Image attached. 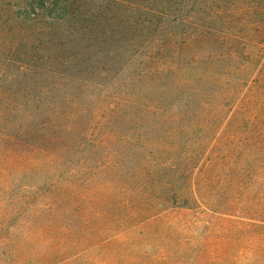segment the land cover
I'll return each mask as SVG.
<instances>
[{"label":"rangeland","instance_id":"obj_1","mask_svg":"<svg viewBox=\"0 0 264 264\" xmlns=\"http://www.w3.org/2000/svg\"><path fill=\"white\" fill-rule=\"evenodd\" d=\"M157 4L161 7L162 2L0 0V108L19 110L0 118V150L4 137L14 135L20 137L27 150L22 157L27 162L25 175L12 177L9 166L0 174V264H73L71 261L76 257L80 259L78 264H137L141 252L155 241L149 233L154 226L179 222L187 227L191 222L190 232H201L197 229L199 222L192 217L194 213L187 211L172 214L156 225L142 224L140 218L124 219L120 212L124 214L130 206L122 205L118 210L110 200L112 194L109 197L102 194L104 184L94 177L96 174H109L116 186L129 185L133 175H137L134 181H138L144 171L150 170L152 160L148 156H154V162L164 163L167 169L175 162V168H170L175 172L192 156L201 158L202 163L209 159L217 167L206 166L208 174L204 178L202 171L195 169L194 185L214 190L212 195L216 191L241 192V198L250 200L245 203L248 211L258 210L255 205L264 208V68L258 81L251 84L259 62L244 77L248 84L240 94L229 83L219 88L221 93L231 96L227 99V109L232 107L229 118L237 115L233 117L234 124L220 127L221 142L210 151L205 152L204 146L217 127L209 128L205 122L182 120L178 126L180 138L176 141L177 133L164 139L152 122L132 120L136 107L121 116V109L131 106L134 100L137 72L151 70L153 62L149 57L155 50L150 47L149 32L153 29L144 24L150 21L149 13ZM210 7L224 15L255 14V18L249 17L251 25L247 30L251 36L264 38V0H213ZM168 9L173 10L171 6ZM166 24L162 20V25ZM238 28L237 22L217 23L221 31L234 32ZM186 30L187 26H174L167 34L173 35V43L179 45ZM160 39H165L164 34ZM207 50L204 45L203 54ZM171 55L168 51L163 57ZM241 62L235 59L238 66H244ZM121 104L124 106L120 107ZM244 107L249 117L239 115V109ZM138 131L149 133L137 135ZM237 134L249 139L253 149L241 148L245 158L238 167L225 166L231 148L226 152L224 142L238 137ZM31 143L34 148L28 147ZM199 145L203 146L200 152ZM149 147L154 148L151 154H147ZM256 153L260 155L257 164L246 159L247 156L255 159ZM57 164L63 170H55ZM165 173L163 169L159 183H165L167 176H175L164 177ZM5 181L9 182L4 184ZM50 182L53 185L44 197L61 189L66 194L62 201L66 203L49 199L45 204L50 208L33 215L27 213L25 204L19 210L18 198H13L11 204L9 197L17 194V189L34 190L43 185L45 192L44 186ZM238 182L243 186L239 187ZM70 187L96 191L86 196L72 193ZM77 196L79 211L73 214V208L77 207L68 203ZM85 209L91 212L81 217ZM132 212L134 207L129 208L127 217ZM234 215L233 220L245 216ZM201 216L200 220L210 221L211 217ZM134 224L136 231L131 228ZM211 231L229 232V229L223 224ZM106 237L110 239L105 240Z\"/></svg>","mask_w":264,"mask_h":264},{"label":"trees","instance_id":"obj_2","mask_svg":"<svg viewBox=\"0 0 264 264\" xmlns=\"http://www.w3.org/2000/svg\"><path fill=\"white\" fill-rule=\"evenodd\" d=\"M154 1L162 2V5L161 7L159 4L156 7L152 6L151 13H149L151 19L144 24L147 29H153L151 33L149 32L151 35L150 47L155 52H152V57H154H149V60L154 64H151V70L147 72H137L134 100H131V106L121 109V116L125 117L131 112L130 108L136 107L131 116L132 120L140 123L141 121L152 122L157 126L164 139L177 133L176 141L180 138L178 126L182 124V120L199 124L205 122L204 124L209 128L217 127L218 129L213 133V138L204 146L205 152L210 151L217 148L221 142L222 137L218 136L220 127L225 124H234L233 117L237 115V113L232 114V119L229 118L232 107L227 109V99L231 96L229 93H221L219 88H223L229 83L235 93L239 92L240 94V90L248 84V80H244V77L248 75L250 67L259 62L257 70L254 72V74L257 72L256 78L251 80V84L258 81L257 77L264 68V42L262 41L264 38H260L259 35L251 36L247 30L251 25L248 21L249 17L255 18L253 13L251 15L249 13L224 15L211 10L210 6L213 0ZM168 6H171L173 10L168 9ZM162 20L168 24L163 26ZM219 20L227 21L229 25L237 22L240 28L234 32L218 30ZM179 25L187 26V30L184 33V38H180L179 45H176L173 43V35H168L167 32L171 27ZM258 33L260 32L258 31ZM161 34H164L165 39H160ZM204 45L209 49L206 54L202 52ZM168 51L172 55L169 58L163 57ZM235 59L242 61L241 63L245 67L238 66ZM252 90L254 87L251 88V92ZM247 91L249 92V89ZM250 99L251 97L248 96V104L251 102ZM123 106L121 104L120 107ZM247 111L246 107L240 108L239 115L241 117L244 115L245 118L249 117L250 114ZM16 112L19 110L2 107L0 108V118L3 115ZM148 133L149 131L144 133L138 131L137 135H147ZM237 136L227 138L224 142L226 152H229L231 148L229 156L224 161L225 166L238 167L244 163L243 158H245L241 148L243 150L250 149V147L253 149V143L250 144L249 139L241 138L240 134ZM3 141L4 146L0 150V174L9 166V170L13 171L12 177L25 175L27 162L22 157L26 156L27 150L21 145L20 137L5 136ZM183 143L184 141L177 144ZM28 147L34 148L35 144L31 143ZM136 148L141 149L138 146ZM153 149L149 147L147 154H151ZM202 149L203 146L199 145L197 151L200 152ZM259 156L256 153L255 159H248L251 156H247L246 159L257 164ZM148 157L152 160L150 170L144 171V175H140L138 181H134L137 175H133L129 185L116 186L109 174H96L94 177L104 184L102 194H107L108 197L112 194L110 200L118 207V210L119 207L126 204L134 207L131 217H127L130 207L124 214L120 212V216L123 215L124 219L140 218L142 224L148 225L152 222L156 225L172 214L179 215L180 212L187 211L195 214L192 217L199 222L197 229H201V232H190V228L193 227L191 222L187 227L179 222L164 223L162 227L156 225L154 230L149 232L155 241L148 250L141 252V259H139L141 261L137 264H264V249L262 248L264 232H258L264 230V208L255 205L258 210L248 211V206L245 203L250 200L248 197L245 200L241 198L240 194L243 195L241 192L230 194L229 190L216 191L212 195L214 190H206L201 186L194 185L195 171H202L204 178L208 174L205 167H217L215 162L205 159L202 163L201 158L197 160L196 156L194 158L192 156L180 170L175 172L170 169L175 168V162L168 165L167 169L164 168V163H155L154 156ZM61 167V164H57L55 170H63ZM163 169L166 172L164 177L168 174L175 176H167L165 183H159ZM251 173V176H254L253 172ZM8 182L5 181L4 184ZM13 182L11 181V184ZM52 185L51 182L47 183L44 186L45 192L43 185L34 190L19 188L17 189L19 192L11 194L9 199L12 204V199L18 198L20 201L18 203L19 210H21L20 205L25 204L27 205L26 211L30 215L44 213L45 207L50 208L49 204H45L49 199L56 200L59 204L66 203L65 200L62 201L66 198V194L61 189L44 197L49 193ZM238 186L242 187L243 185L238 182ZM100 189L98 188V191ZM70 191L88 196L94 194L96 189L70 187ZM229 195L230 197L227 199L226 197ZM236 196L240 199H237ZM257 197L258 194H255L254 199ZM128 198L129 200H127ZM69 201L71 203L68 204L77 207V209L73 208V214H76L79 211L80 199L77 196V199H69ZM89 212H91L90 209H85L81 217ZM10 213H12V206ZM234 214L245 216H238L237 218L240 219L233 220ZM201 215L211 217L210 221L200 220L203 217ZM12 218L14 217L11 216ZM223 224L226 228L228 227L229 232L211 231L216 225ZM136 227V224L131 226L135 231ZM186 228L188 232H185ZM207 230L210 232H206ZM115 235L118 236V234ZM222 247L226 248L220 250ZM79 260L76 257L71 263L78 264Z\"/></svg>","mask_w":264,"mask_h":264}]
</instances>
